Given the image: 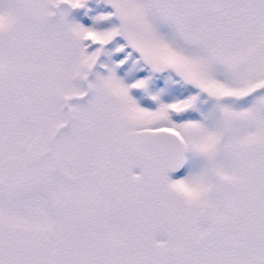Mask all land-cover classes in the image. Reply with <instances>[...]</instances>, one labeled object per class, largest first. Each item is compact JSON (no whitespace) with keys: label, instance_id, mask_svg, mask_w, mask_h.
Segmentation results:
<instances>
[{"label":"snow or ice","instance_id":"1","mask_svg":"<svg viewBox=\"0 0 264 264\" xmlns=\"http://www.w3.org/2000/svg\"><path fill=\"white\" fill-rule=\"evenodd\" d=\"M0 264H264V0H0Z\"/></svg>","mask_w":264,"mask_h":264}]
</instances>
